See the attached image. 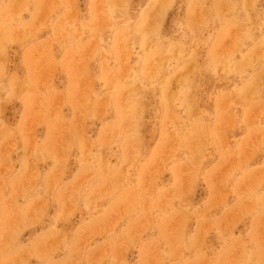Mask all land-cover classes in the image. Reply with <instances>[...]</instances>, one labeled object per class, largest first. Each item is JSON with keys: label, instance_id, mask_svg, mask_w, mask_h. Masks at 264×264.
Wrapping results in <instances>:
<instances>
[{"label": "rangeland", "instance_id": "rangeland-1", "mask_svg": "<svg viewBox=\"0 0 264 264\" xmlns=\"http://www.w3.org/2000/svg\"><path fill=\"white\" fill-rule=\"evenodd\" d=\"M0 264H264V0H0Z\"/></svg>", "mask_w": 264, "mask_h": 264}]
</instances>
